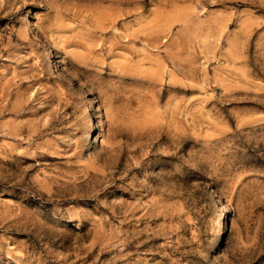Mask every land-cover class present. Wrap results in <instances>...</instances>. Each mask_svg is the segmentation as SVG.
Instances as JSON below:
<instances>
[{
  "label": "rangeland",
  "instance_id": "rangeland-1",
  "mask_svg": "<svg viewBox=\"0 0 264 264\" xmlns=\"http://www.w3.org/2000/svg\"><path fill=\"white\" fill-rule=\"evenodd\" d=\"M0 264H264V0H0Z\"/></svg>",
  "mask_w": 264,
  "mask_h": 264
},
{
  "label": "bare ground",
  "instance_id": "bare-ground-1",
  "mask_svg": "<svg viewBox=\"0 0 264 264\" xmlns=\"http://www.w3.org/2000/svg\"><path fill=\"white\" fill-rule=\"evenodd\" d=\"M85 113H86V112H85ZM87 114H88V113H87ZM90 136H91V135H90ZM91 140H92V139H91ZM93 140H94V139H93ZM93 140H92V141H93ZM221 227H222V226H221Z\"/></svg>",
  "mask_w": 264,
  "mask_h": 264
}]
</instances>
